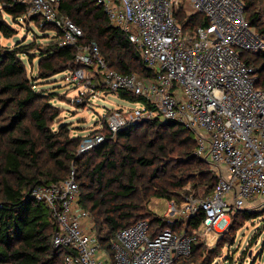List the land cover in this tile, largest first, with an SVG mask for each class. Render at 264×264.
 Returning a JSON list of instances; mask_svg holds the SVG:
<instances>
[{"label": "built area", "instance_id": "obj_1", "mask_svg": "<svg viewBox=\"0 0 264 264\" xmlns=\"http://www.w3.org/2000/svg\"><path fill=\"white\" fill-rule=\"evenodd\" d=\"M15 1L26 5L28 17L42 16L60 30L64 43L76 49L80 67L70 72L73 83L86 89L103 85L137 99L128 116L121 111L107 118L112 134L129 121L175 122L193 134L197 156L216 177L209 197L168 202L165 218L176 229L151 233V223L140 220L118 232L114 264H174L190 256L192 244L220 220L264 206V88L257 87V69L242 57L264 52V40L250 27L242 0H96L109 23L139 51L152 74L148 78L111 69L99 45L82 41V29L60 16V0ZM188 4L192 13L185 11ZM183 11L205 15L207 25L184 29L178 22ZM104 140L102 134L84 137L79 153ZM32 197L56 220L52 244L66 250L64 264H113L79 205L74 172L63 182L33 189ZM199 213L204 222L189 234Z\"/></svg>", "mask_w": 264, "mask_h": 264}, {"label": "trees", "instance_id": "obj_2", "mask_svg": "<svg viewBox=\"0 0 264 264\" xmlns=\"http://www.w3.org/2000/svg\"><path fill=\"white\" fill-rule=\"evenodd\" d=\"M242 2L250 27L264 40V0ZM59 13L82 29V41L99 45L111 69L142 78L152 75L139 51L121 29L109 23L96 0H60ZM26 14L25 4L0 0L3 37L9 39L17 34L6 20L7 15L13 24L34 21L47 35L44 39H49L47 43L39 39L28 44L17 42L11 47L0 43V264H64L66 250L52 244L58 229L56 220L46 204L32 197V192L40 186L63 182L73 172L79 187V205L89 214L91 230L114 264L112 246L121 230L140 220L151 223V233L176 229L166 218L151 212L153 199L178 205L190 196L205 199L214 191L216 177L209 163L197 156L193 134L172 121H129L112 134L104 119V128L90 135L102 134L105 140L80 154L84 137L72 136L68 125L55 127L61 112L52 104L53 95L37 88L38 81L79 68L76 49L66 45L62 32L42 16ZM178 22L186 30L207 25L205 15L187 16L184 11L178 15ZM242 57L257 69V87L264 88V52H244ZM24 58L30 64L38 59L36 76L29 73ZM95 88L107 91L103 85ZM117 93L137 101L126 92ZM231 215L233 222L225 235H235L247 221L258 217L249 210ZM203 222V213L197 214L189 223L188 233L192 234ZM199 241L200 238L192 244L190 256L174 264H187L191 258L212 264L218 251L212 250L208 259L197 257L203 247ZM227 243L223 239L221 247Z\"/></svg>", "mask_w": 264, "mask_h": 264}, {"label": "rangeland", "instance_id": "obj_3", "mask_svg": "<svg viewBox=\"0 0 264 264\" xmlns=\"http://www.w3.org/2000/svg\"><path fill=\"white\" fill-rule=\"evenodd\" d=\"M185 11L188 13L193 12L189 4L186 6ZM5 18L17 31V34L7 39L0 33V43L2 45L11 47L15 46L17 42L28 44L35 39H39L40 43L49 41V39H44L47 35H44L39 25L34 21L13 24L10 17L5 15ZM48 33L50 36L54 35L52 32ZM24 60L29 73L36 76L38 59L36 58L33 64H30L26 58ZM38 83L37 88L39 90H43L48 95H53L52 104L58 107L61 112L55 127L68 125L71 135L74 137H86L96 130H101L104 128L103 120L110 115L123 111L128 116L130 111L137 107L136 102L120 97L117 92L98 90L93 87L86 89L77 86L71 80L70 71L58 74L46 81H38ZM83 93H85L84 98L78 102L77 99L80 96L83 97ZM188 188L190 189V186ZM197 193H199V196H203V191ZM149 208L151 212L153 211L156 215L165 218L168 201L153 199ZM249 211L256 213L255 216L258 217L247 221L235 235L231 232L225 235L227 228L233 222L232 215H230L225 220H220L216 225V229L212 232L201 236L199 243H202L203 247L202 250L197 252L196 256H201V259H208L213 255L212 250H215L218 251L219 256L215 258L212 264H264V206L258 205ZM223 239H226L228 243L221 247ZM107 257L110 261V256L107 255ZM202 262H195L191 258L186 263L201 264Z\"/></svg>", "mask_w": 264, "mask_h": 264}, {"label": "crops", "instance_id": "obj_4", "mask_svg": "<svg viewBox=\"0 0 264 264\" xmlns=\"http://www.w3.org/2000/svg\"><path fill=\"white\" fill-rule=\"evenodd\" d=\"M250 210V209H249Z\"/></svg>", "mask_w": 264, "mask_h": 264}]
</instances>
